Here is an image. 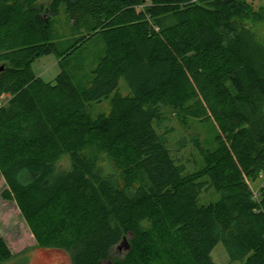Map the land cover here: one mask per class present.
Instances as JSON below:
<instances>
[{
  "label": "trees",
  "instance_id": "1",
  "mask_svg": "<svg viewBox=\"0 0 264 264\" xmlns=\"http://www.w3.org/2000/svg\"><path fill=\"white\" fill-rule=\"evenodd\" d=\"M38 2L0 0L2 198L36 243L70 253L72 264H216L219 244L231 264H264V184L250 186L264 176V52L252 44L264 38L241 25L264 21V9L247 0ZM62 7L75 35L64 49L46 17ZM95 42L103 51L81 86L68 61ZM53 54L61 73L45 83L33 65ZM104 102L109 112L95 115ZM167 111L185 121L210 113L231 154L211 162L196 135L207 165L189 172L173 155L183 146L170 142ZM65 155L72 167L62 175L55 163ZM210 190L220 198L201 204ZM11 258L0 233V263Z\"/></svg>",
  "mask_w": 264,
  "mask_h": 264
},
{
  "label": "rangeland",
  "instance_id": "2",
  "mask_svg": "<svg viewBox=\"0 0 264 264\" xmlns=\"http://www.w3.org/2000/svg\"><path fill=\"white\" fill-rule=\"evenodd\" d=\"M52 1L54 0H39L38 5L46 7ZM145 1L151 3L153 0ZM247 1L253 6L256 12H261L262 9H264V0ZM140 9L143 8L141 7ZM46 17L51 18L55 39L62 45L61 48L64 49V47L68 46V44L73 41V37L75 36L72 33V23L68 18L65 8H61L57 17H52L50 15ZM243 24H245L254 35L256 34L264 38L263 20L255 22L247 20L241 23V25ZM252 44L264 52V43L253 40ZM102 51L103 45L100 42H95L90 45L88 49L80 52L78 56L76 55L78 59L73 58L68 61L67 71L74 77L77 84L83 86L90 80V74L96 67ZM60 61L55 54L45 56L33 65V71L35 75L45 83H54L61 73ZM121 86L125 92L126 85L124 82H122ZM109 110L110 106L108 102L95 105L93 108L95 115L96 113L97 115L100 113H108ZM207 114L208 119L188 118L185 121L183 115L181 116L167 111L169 122L166 124L168 127L166 129H173L169 137L170 142L172 145L181 143L183 146L180 152H173V155L186 166L189 172L202 169L207 165L205 159L201 157L192 146L191 138L196 135L201 139L211 162L223 157L226 150L227 155L231 154V146L227 138L221 133L220 127L212 115L210 113ZM161 132H164V129L161 130ZM71 167L70 158L66 155L55 163L56 171L62 175L67 174L71 170ZM104 168L107 172L110 171V167L107 166V163L104 164ZM263 184L264 176H260L259 180L250 183V186L254 191H257ZM7 189L8 186L5 178L0 172V233L8 244L12 254V258L9 261L0 264H72L70 253L42 248L36 243L17 204L14 201H6L2 198V193ZM219 198V193L215 190H210L202 195L200 203L208 204L217 201ZM127 243L126 241L117 248L115 251L116 256H123L127 250ZM212 258L216 264H231L225 247L222 244H219L215 248L212 253Z\"/></svg>",
  "mask_w": 264,
  "mask_h": 264
},
{
  "label": "water",
  "instance_id": "3",
  "mask_svg": "<svg viewBox=\"0 0 264 264\" xmlns=\"http://www.w3.org/2000/svg\"><path fill=\"white\" fill-rule=\"evenodd\" d=\"M4 70V67L3 66H1L0 67V72H2ZM126 241H124V243H125Z\"/></svg>",
  "mask_w": 264,
  "mask_h": 264
},
{
  "label": "built area",
  "instance_id": "4",
  "mask_svg": "<svg viewBox=\"0 0 264 264\" xmlns=\"http://www.w3.org/2000/svg\"><path fill=\"white\" fill-rule=\"evenodd\" d=\"M195 1H197V0H195Z\"/></svg>",
  "mask_w": 264,
  "mask_h": 264
}]
</instances>
